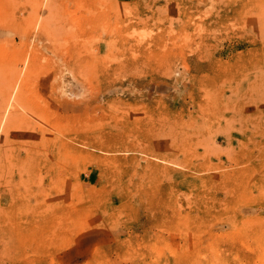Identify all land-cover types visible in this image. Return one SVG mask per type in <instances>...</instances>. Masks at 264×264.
<instances>
[{"label": "rangeland", "instance_id": "1", "mask_svg": "<svg viewBox=\"0 0 264 264\" xmlns=\"http://www.w3.org/2000/svg\"><path fill=\"white\" fill-rule=\"evenodd\" d=\"M0 264H264V0H0Z\"/></svg>", "mask_w": 264, "mask_h": 264}]
</instances>
